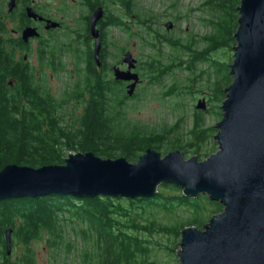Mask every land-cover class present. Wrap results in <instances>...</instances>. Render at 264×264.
I'll return each mask as SVG.
<instances>
[{
    "label": "trees",
    "instance_id": "1",
    "mask_svg": "<svg viewBox=\"0 0 264 264\" xmlns=\"http://www.w3.org/2000/svg\"><path fill=\"white\" fill-rule=\"evenodd\" d=\"M84 1L90 11L101 3V0ZM115 1L117 3L102 0L101 8L109 10L111 5H116L117 10L111 6L113 11L135 19L133 25L139 27V31L131 32V27L120 16L106 11L101 32L102 76L91 60L88 41L82 40V48H79L82 53L79 56H84V62L80 63L81 80L67 86L59 97L42 87L30 69L12 65L0 45V171L10 164L34 169L62 165L65 151L92 152L110 160L122 157L135 163L148 148L163 153L176 150L184 153L186 148H192V155L202 160L216 149L215 128L204 125L202 110L195 109L191 128L182 136L175 133V126L156 131L126 119L122 109L134 96L127 97L123 82L112 77L103 29L119 28L128 36H135L144 52L147 51L138 63L141 77L165 88L171 96L183 91L179 89V76H183L185 85L182 87L188 93L205 76L206 80L199 86L200 93H207L209 105L217 104L219 110L214 113L221 117L219 105L225 100L223 92L232 82L229 66L236 45L234 35L241 0L200 2L196 8L201 13L198 20L209 30L196 36L182 29V36L178 38L161 29L155 14L133 18L132 0ZM173 3H170L171 9L175 6ZM205 14L208 18L204 19ZM219 51L225 58L214 57ZM47 60L54 69L57 63L64 70L56 61L54 49ZM200 63L208 66L207 69L196 68ZM208 146L210 148L205 150ZM163 185L172 188L174 194L163 196L157 192L151 198L133 199L70 195L2 199L0 264H68L70 255L80 257L77 264H158L151 258L154 253L170 255L176 262L181 231L189 226L203 229L206 221L223 209L219 202L210 201L203 194L195 199L187 198L180 188ZM180 211L189 212V216L181 217ZM160 214L178 217L166 223L159 219ZM67 228L73 238L82 243L80 251L68 241ZM8 229L11 230L10 255L4 243ZM40 242L48 256L45 263H39L35 248Z\"/></svg>",
    "mask_w": 264,
    "mask_h": 264
},
{
    "label": "water",
    "instance_id": "2",
    "mask_svg": "<svg viewBox=\"0 0 264 264\" xmlns=\"http://www.w3.org/2000/svg\"><path fill=\"white\" fill-rule=\"evenodd\" d=\"M10 0L8 11L14 7ZM234 35L231 84L224 90L221 120L213 140L217 151L206 159L194 155L183 159L181 151L161 154L148 148L135 163L125 158L102 159L92 152L70 153L62 165L41 168L6 165L0 171V200L70 195L73 197H153L160 185L181 189L184 197L199 194L219 202L222 211L209 218L203 229L185 227L180 233L179 264H264V0H241ZM28 17H36L28 8ZM103 8L90 16L94 40L93 59L99 65V30ZM46 29L57 24L46 21ZM173 24L164 25L165 31ZM27 27L22 39L37 37ZM127 50L121 63L111 68L115 81L128 83L127 97L134 96L141 82L136 59ZM197 101L196 110L205 109ZM7 255L11 254V230L4 234Z\"/></svg>",
    "mask_w": 264,
    "mask_h": 264
},
{
    "label": "rangeland",
    "instance_id": "3",
    "mask_svg": "<svg viewBox=\"0 0 264 264\" xmlns=\"http://www.w3.org/2000/svg\"><path fill=\"white\" fill-rule=\"evenodd\" d=\"M44 7L49 5L48 11H54V8L56 6H59L56 2L53 0H42ZM70 3L68 5V8L64 10L65 12H68L69 14L65 18L66 23L69 25L67 27H72V21L79 18L80 15H83L86 13L84 8H82L77 3L73 4L72 0H65ZM117 3V1L113 0ZM204 0H132L133 2V9L134 16L136 15H151L155 14L157 18L158 24L161 26V29H164V25L168 22L173 24L172 29H170V33L175 38L181 37L182 33L181 30L185 29L186 31L190 32L192 35H198L202 36L204 35L209 29H207V26L205 27L203 24H201L198 20L199 15L201 13L196 10L197 6L200 2H203ZM174 2L175 5L173 9L170 8V3ZM112 6V5H111ZM110 6L109 10L104 8V13L107 11L108 14H114L116 16H120V19L124 21V23L131 27V32H137L139 31V27L134 26L133 22L135 19H131L128 15L124 14L121 16V14H118L117 11H113L112 7L117 10L116 5ZM119 6V5H118ZM120 9L122 7L119 6ZM118 8V10H119ZM123 12V11H122ZM103 13V14H104ZM203 18H208V16L205 14ZM75 24V22H74ZM9 28L12 27V24L8 25ZM77 26V25H74ZM155 28L156 25H153ZM167 31V32H169ZM103 32L105 33V41L107 42V52L108 57L107 64L112 66L114 63H116V60L118 57H121L125 51L129 50L132 53V57L136 59V68H138V63L142 59V54L146 53L144 52V49L140 44V41L135 36H128L124 30L114 27H105L103 29ZM55 35V34H54ZM53 39V40H52ZM51 44L53 45V49L55 50V56L58 57L59 64L64 67V70L61 68L60 65L57 63L55 64L56 69L53 68V66L49 65L47 63L43 70V74L41 73V69L39 68L37 58L35 53L32 54V56L29 57V61L33 70L32 74L36 77L35 80L38 81L42 87L48 89L52 95L59 97L64 89H66L67 86H72L76 83H78L81 80L82 76L80 75L81 72V65L83 61L80 60L79 53H77V48H75V51L72 53L71 51H64L61 52V43L63 44L68 42V38L64 37L61 32L56 34L53 38ZM118 47L120 51L115 47ZM233 56V53H231ZM225 54L219 51L217 54L214 55V57L221 58L224 57ZM229 65V64H228ZM208 66L205 64H198L196 68H200L202 70L207 69ZM136 71L139 74L141 82H139L138 86L135 89L134 97L132 100L127 101L125 108H123L124 115L127 120H130L129 122L133 124H139L142 125V127L146 129H154L156 131L160 130L162 128H170L175 126V133L181 135L183 132L186 134L187 130L191 128L192 124V116L193 112L195 111V107L197 105V101L204 100L205 101V109L202 110L204 112V125L206 127L213 126L215 128V125L221 120V117H218L215 115V111L218 112L219 109H217L216 105H209L207 101V93L201 95L199 87L200 84H202L206 80L205 76L203 80L197 81V86L193 87V89L188 93L184 87V81L183 76H179L180 79V85L179 89H183L182 93L178 94L177 96H171L169 93L165 92V88L159 87L154 84H150L145 81V79L140 73L139 70L136 69ZM184 74V73H182ZM113 77V76H112ZM168 84L170 83L169 80H166ZM137 96V97H136ZM209 105V106H208ZM222 105V104H221ZM220 106V105H219ZM212 107V110H211ZM210 108V110H208ZM206 110V111H205ZM212 111V113H211ZM221 106H220V111ZM215 128V132H216ZM217 133V132H216ZM215 133V134H216ZM214 134V135H215ZM176 135V134H175ZM187 135V134H186ZM213 135V136H214ZM177 136V135H176ZM182 136V135H181ZM216 149L212 152L215 153L217 151V145ZM210 146L206 147L205 150H208ZM192 148H186L185 152L183 154V159L187 160L189 157H192ZM70 153H77V152H64V159L68 157ZM161 154V157L168 153H163L162 151H159ZM209 153V152H208ZM210 153L209 155H211ZM200 161L202 158L200 156H197ZM204 159V158H203ZM206 159V158H205ZM130 163H134L132 161H129ZM158 192H161L166 196H172L174 194V191L172 188L164 187V185H160L157 189ZM179 215L181 217H188L189 212L187 211H180ZM213 216V215H212ZM177 216H161L159 215V219L162 221H166V223H170L172 219L177 218ZM207 224V221H206ZM68 234L67 238L69 239L72 244L76 247L77 245V251H80V247L82 246V243L80 241L75 240L73 238L70 229L67 228ZM76 241V242H75ZM180 241V240H179ZM178 241V244H179ZM177 244V246H178ZM43 243L40 242L35 245V248L37 249V255L39 263H45L48 259L47 253L42 250ZM179 248V247H178ZM176 250L175 255L177 256L178 249ZM74 253H76L74 251ZM153 259H155V262L158 264H179L178 259L176 262H174V258L170 255L157 253L152 254ZM80 257L72 256L70 255L68 264H77Z\"/></svg>",
    "mask_w": 264,
    "mask_h": 264
},
{
    "label": "flooded vegetation",
    "instance_id": "4",
    "mask_svg": "<svg viewBox=\"0 0 264 264\" xmlns=\"http://www.w3.org/2000/svg\"><path fill=\"white\" fill-rule=\"evenodd\" d=\"M59 6L54 8V11H48L49 5L44 7L42 0H15L14 7L12 10L8 11V4L10 0H0V45L2 46L4 53L7 54L11 60L12 65H17L18 67H27L30 71L33 70L30 62L29 57L35 53L39 68L41 69V73L43 74L44 66L49 63L47 60L50 56V52L52 51L53 45L51 44L53 38L59 32L66 38H68V42L63 44L61 43L60 51H68L74 52L75 48H77V53H80L81 46L83 45L82 40L88 41V47H91L92 59H93V45L94 40L90 36L89 30V20L90 16L95 9L98 7H102V0L100 5H96L90 11L86 1L84 0H72L73 4L77 3L80 5L86 13L80 15L79 18L72 21V27H67L69 24L64 22L65 18L69 14L65 12L69 2L65 0H53ZM28 8L36 15V17H28L26 11ZM102 9V8H101ZM52 21L57 24V27L46 29L47 23L46 21ZM75 22V24H74ZM9 24H12V27L9 28ZM77 25V26H74ZM33 28L38 33L37 37L29 38L28 41H24L22 39V31L27 28ZM97 29L99 30V65L97 68L99 72L102 71V17L96 25ZM55 34V35H54ZM81 37V38H79ZM84 41V42H85ZM55 55V50H54ZM123 56V55H122ZM121 56V57H122ZM80 60L84 62V56H79ZM119 57L118 61L114 63L113 66H118L120 69L125 70L126 65L122 64V58ZM95 62V61H94ZM96 63V62H95ZM137 67V66H136ZM137 69V68H136ZM134 69L136 73H138ZM139 75V74H138ZM102 76V72H101ZM10 86L12 83H9ZM124 84V90L126 91V86L128 83Z\"/></svg>",
    "mask_w": 264,
    "mask_h": 264
}]
</instances>
